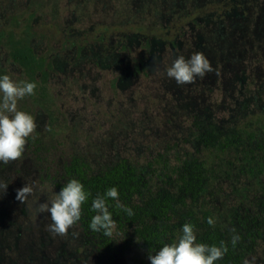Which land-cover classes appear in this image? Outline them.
Returning a JSON list of instances; mask_svg holds the SVG:
<instances>
[{
	"label": "trees",
	"instance_id": "trees-1",
	"mask_svg": "<svg viewBox=\"0 0 264 264\" xmlns=\"http://www.w3.org/2000/svg\"><path fill=\"white\" fill-rule=\"evenodd\" d=\"M215 4H218V11L206 12L208 7L200 5L195 12L184 11L177 16L180 27L175 24L166 29L163 27L162 33L173 38L169 42L158 41L161 44L158 64L164 55L171 56L174 52L181 55L194 44L195 51L208 50L223 56L226 51L212 45L220 38L219 26L224 22L228 26L238 24L244 33H236L234 39L238 44L235 50L229 51L235 56L236 69L225 71L224 64L218 59L221 69L214 76L216 83L223 82L225 88L214 100L196 97L197 105L187 103V106L182 101L176 104L173 98L166 99L158 118L167 131L178 133L182 130L180 141L157 142L150 138L153 149L143 157L123 156L98 170L88 153L74 152L65 156V150L59 148L60 138L69 125L63 113L52 108L49 80L55 69L54 63L49 55L34 47L30 25L0 32V43L6 45L10 59L21 68L22 80L36 83L34 94L24 97L21 103L18 101V107L33 114L28 105L40 106L48 115L47 131L40 136L34 130L27 139L26 150L32 164L59 189L72 178L83 183L90 193L82 205V221L87 229H90L89 220L94 215L92 197L102 194L110 186H116L119 199L133 209L134 214L128 216L109 200L115 221L111 235L96 232L102 239L97 244L98 249L113 259L125 257L129 264H151L149 254H154L163 243L173 242L186 222L194 225L198 242L217 245L224 242L227 251L215 264H253L250 261L257 249L262 247L264 251V35H261L264 14L258 13V5L261 4V9L264 0H218ZM188 19H192L193 25L186 23ZM194 25L198 27H194L189 35L184 29ZM176 29L179 34L175 33ZM141 47L142 53L147 54L154 45L148 41ZM145 58L133 60L131 74L147 77L150 65ZM240 70L247 75L243 102L238 98L235 78ZM198 79L199 88L208 83L205 77ZM211 107L228 111V116L221 118V129L212 126L211 131L201 130L196 112ZM174 151L176 154L173 155ZM25 155L26 151L16 159L17 162ZM60 158L63 172L59 177L55 164ZM6 165L11 166V161ZM13 167H17L16 162ZM208 218H212V224L208 223ZM12 230L14 235L10 233ZM20 231L24 229L19 223L14 224L9 218L0 220V240L10 243L7 248H12L10 254L15 257L18 256L13 245L15 238L24 237ZM233 234L239 235L235 245L231 243ZM15 262L36 264L37 261L26 255L25 261L18 257ZM260 264H264V259Z\"/></svg>",
	"mask_w": 264,
	"mask_h": 264
},
{
	"label": "rangeland",
	"instance_id": "rangeland-1",
	"mask_svg": "<svg viewBox=\"0 0 264 264\" xmlns=\"http://www.w3.org/2000/svg\"><path fill=\"white\" fill-rule=\"evenodd\" d=\"M216 1L0 0V32L30 25L34 47L38 52L49 55L54 63L55 69L49 80L52 108L61 111L69 125L60 138L62 144L59 148L65 150V156L74 152L88 153L98 170L112 165L123 156L143 157L153 149L150 138L157 142L180 141L182 130L179 129L178 133L167 131L158 118L166 99L173 98L176 104L182 101L187 106V103L197 105V98L214 100L225 88L223 82L216 83L214 76L221 69V63L225 71L236 69L235 56L229 51L235 50L238 44L234 39L238 31L242 32L238 24L228 26L224 22L219 26L220 38L212 45L222 47L226 51L223 54L225 51L222 50L223 56L202 51L213 67V71L204 76L208 80L204 86L199 88L198 77L192 84L180 85L166 75V66L180 55L178 52L164 55L158 64L161 58L159 42H169L173 38L162 33L163 27L166 29L171 24L180 27L177 16L184 11L195 12L200 5L208 7L206 12L218 11ZM260 5L258 13L264 14L261 12L264 5L261 9ZM254 9L257 7L254 6ZM186 23L192 24V19ZM194 27L198 26H186L184 30L190 35ZM175 33L180 32L176 29ZM184 39L188 41L187 37ZM148 41L154 47L144 54L141 46ZM195 48L194 44L181 55L190 57L196 52ZM138 57H146L150 65L147 77L131 74V63ZM0 72L8 73L15 80L23 79L21 68L10 59L4 43H0ZM235 78L238 98L243 102L246 72L240 70ZM28 106L36 119L35 131L41 136L48 129V115L40 106ZM219 109L211 107L196 112L201 130L211 131L212 126L221 129V118L228 116V111L221 112ZM27 147L25 145L24 150L27 155L20 158L19 163L18 160L11 161V166L0 163V182L8 184L6 191L0 189V220L9 218L24 229L19 232L24 237L15 238L13 244L17 257L10 254L12 248H7L10 243L0 240V264H17L15 260L19 257L25 261L26 255H31L36 264H129L125 257L113 259L98 249L97 244L102 241L100 234L85 227L83 213L80 221L64 235H53L48 230L46 226L51 223L49 214L40 211L39 205L46 202L53 191L59 193L60 189L32 164ZM15 162L17 167L14 169ZM55 167L60 177L63 172L61 158ZM26 183L31 184L34 190L23 203L16 199V190ZM10 233L14 235L15 231ZM263 259L264 251L260 247L250 262L260 264Z\"/></svg>",
	"mask_w": 264,
	"mask_h": 264
},
{
	"label": "clouds",
	"instance_id": "clouds-1",
	"mask_svg": "<svg viewBox=\"0 0 264 264\" xmlns=\"http://www.w3.org/2000/svg\"><path fill=\"white\" fill-rule=\"evenodd\" d=\"M212 71L210 60L200 51L193 52L187 58L177 55L165 68L166 75L180 85L191 83L197 77L203 78ZM35 88L34 81L15 80L8 73L0 72V163L7 164L21 157L27 139L37 128L35 117L18 108V101L33 95ZM7 185L0 182V189L6 191ZM33 190L32 185L26 183L16 190V199L24 203ZM89 196L83 183L76 178L64 183L59 193L53 191L47 201L39 205L40 211L49 214L51 223L46 226L48 230L53 235L66 234L80 221L82 205ZM109 200L114 201L113 206L122 209L128 216L134 214L133 209L119 199L118 188L110 186L102 194L92 197L94 215L89 220L92 231L111 235L115 221L109 209ZM208 223H213L212 218H208ZM238 240V234L231 236L233 245ZM226 251L224 242L219 245L198 242L194 225L186 222L173 242L163 243L154 254H149L148 259L151 264H215Z\"/></svg>",
	"mask_w": 264,
	"mask_h": 264
}]
</instances>
